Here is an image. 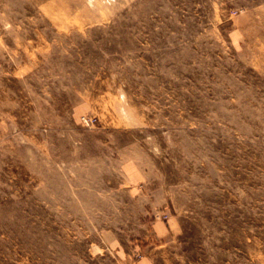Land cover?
Returning <instances> with one entry per match:
<instances>
[{
    "label": "rangeland",
    "instance_id": "1",
    "mask_svg": "<svg viewBox=\"0 0 264 264\" xmlns=\"http://www.w3.org/2000/svg\"><path fill=\"white\" fill-rule=\"evenodd\" d=\"M131 175L167 203L143 215ZM148 243L264 264V0H0V264Z\"/></svg>",
    "mask_w": 264,
    "mask_h": 264
},
{
    "label": "crops",
    "instance_id": "2",
    "mask_svg": "<svg viewBox=\"0 0 264 264\" xmlns=\"http://www.w3.org/2000/svg\"><path fill=\"white\" fill-rule=\"evenodd\" d=\"M141 178H143V177H141V175H138L137 177H134L133 175H131V181L132 182H130L128 184L131 185V189L129 191L131 193V195L136 194L134 196L137 197L139 199V201H142V203L144 205L147 204V206L143 208V210H145V212H143V215H145L146 210L149 209L151 206L159 207L161 205H164L167 203L168 198H167L166 193H164L163 191H159L158 189H152V192L149 190L146 191L144 180H141ZM171 225L173 227V222ZM153 231L157 234V236L159 238L162 237L161 239H163V238L167 239V237L169 238L170 233H172V228H171V226L166 227L163 224L157 222L154 224ZM138 244H139V242H138ZM152 246H153L152 243H148L146 246H143V245H140V246L135 245L134 246L136 249L140 248L146 252V256L144 257V260H142L138 264L146 263L147 259H145V258L149 257V252L152 251Z\"/></svg>",
    "mask_w": 264,
    "mask_h": 264
},
{
    "label": "built area",
    "instance_id": "3",
    "mask_svg": "<svg viewBox=\"0 0 264 264\" xmlns=\"http://www.w3.org/2000/svg\"><path fill=\"white\" fill-rule=\"evenodd\" d=\"M85 124L88 126V127H93L94 126V120L93 119H87L85 121Z\"/></svg>",
    "mask_w": 264,
    "mask_h": 264
}]
</instances>
